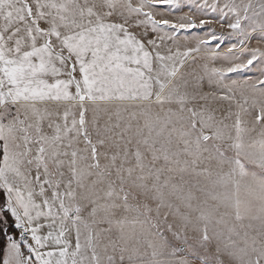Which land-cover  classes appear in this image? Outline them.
<instances>
[{
	"label": "snow or ice",
	"instance_id": "1",
	"mask_svg": "<svg viewBox=\"0 0 264 264\" xmlns=\"http://www.w3.org/2000/svg\"><path fill=\"white\" fill-rule=\"evenodd\" d=\"M0 264H264V0H0Z\"/></svg>",
	"mask_w": 264,
	"mask_h": 264
}]
</instances>
